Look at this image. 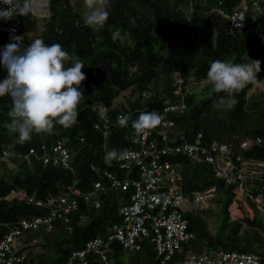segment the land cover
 Segmentation results:
<instances>
[{
  "label": "trees",
  "instance_id": "16d2710c",
  "mask_svg": "<svg viewBox=\"0 0 264 264\" xmlns=\"http://www.w3.org/2000/svg\"><path fill=\"white\" fill-rule=\"evenodd\" d=\"M214 5L215 0H108L106 22L102 27H90L71 7L69 0H50L51 16L38 38L49 45L60 44L70 58L78 57L83 61L82 71L86 78L80 90L84 97L74 125L65 128L54 124L51 133L33 132L30 140L21 142L18 133L8 126L12 98L0 96V222L46 213L47 206H37L28 197L59 195L72 185L73 179L82 191L90 190L97 178L90 167L92 163H98L102 169L115 170L117 166L109 163L107 155L113 150L138 147L137 132L131 123L141 112H159L167 100L174 98V71L179 72L186 84H190L192 78L197 83L187 86L186 110L170 115L175 122L173 132L184 133L192 142L201 132L203 144L232 145L234 160L241 155L261 171L252 189L253 196L260 193L264 186V141L250 149L242 148L241 141L257 136L264 138V89L253 81L235 93L217 92L207 73L210 64L217 59L232 63L258 60L257 81L264 84V14L258 22L248 16L241 28L232 29L227 19L212 11ZM182 6H190L191 10L186 11ZM21 17L22 45L27 47L35 40L30 32L36 29L37 17L33 11ZM171 37H174V46L164 53ZM6 42V37L0 33V51ZM67 63L70 65L71 59ZM7 75L0 65V80ZM125 90L138 97L129 104L116 105V97ZM232 95L236 103L231 109L214 106L220 97ZM98 103L107 105L106 116L116 122L106 140L94 126L103 121L95 108ZM118 113L128 117L125 125L119 123ZM59 139L72 154L75 173L44 164L38 156H26L31 147L40 148L43 143L51 145ZM4 150L12 154L4 157ZM170 159L177 164L184 192L215 187L210 201L216 208L191 206L184 212L194 237L183 243L176 259H183L189 252L234 250L254 253L264 260V217L257 209L258 202L251 199L254 214L248 219L250 228L240 234V220L233 223L229 220V206L237 187L218 180L213 166L207 162L194 163L182 155ZM9 162L13 164L11 167ZM12 191L22 192L24 196L8 199ZM133 191V187L111 189L102 196L99 208L82 204L71 214L68 223L58 221L50 230L43 227L26 230L21 237L27 253L24 264H70L75 249L105 234L112 223L122 221L120 206L130 201ZM260 203H264V192ZM215 223L212 229L210 224ZM3 231L1 226L0 235ZM39 239L44 250L32 252L31 246ZM92 262L103 264L94 258ZM158 262L151 237L142 241L140 250L124 249L117 243L109 250L108 264Z\"/></svg>",
  "mask_w": 264,
  "mask_h": 264
},
{
  "label": "built area",
  "instance_id": "2783aa9c",
  "mask_svg": "<svg viewBox=\"0 0 264 264\" xmlns=\"http://www.w3.org/2000/svg\"><path fill=\"white\" fill-rule=\"evenodd\" d=\"M231 1V0H230ZM0 2V11L15 9L21 0H5ZM33 12L35 2L32 0ZM227 4H230L227 5ZM49 5V4H48ZM212 11L228 20L232 29L241 28L247 17L258 22L264 14V0H215ZM22 17L13 13L10 19H0V33L7 40V44L14 42L13 36H20L18 41L23 44L21 35ZM7 71V70H6ZM8 74V73H7ZM174 98L169 99L158 112L161 122L146 134L137 133L138 147L116 151L115 155H107V160L116 169L101 168L98 163H92L91 169L97 178L88 191H82L73 179L72 185L59 195H50L46 198H36L34 195L28 200L37 206H47L44 214L24 215L11 222H0L4 227L0 235V264H24L27 253L23 249L21 237L26 230L36 228L52 229L58 221L68 223L73 212L78 211L81 205L99 208L102 196L111 189L127 190L133 187L131 199L120 206L121 222L112 223L105 234L89 239L82 248L72 252L70 264H94L96 261L108 264L109 250L113 243L124 249L140 250L142 241L151 237L154 248L159 257L158 264H264L257 254L234 250H207L203 253L189 252L183 259H176L183 243L194 237L188 229V222L184 212V204L194 207H208L214 196L215 187L196 190L186 193L181 188L180 175L176 162L170 158L182 155L194 163L202 161L213 166L215 177L226 185H235L244 191L251 199L260 203L264 186L258 195L253 196L252 189L255 180L261 171L253 168L252 161L244 160L241 155L233 159V147L228 143L213 142L203 144L202 133H198L195 142L190 141L184 133L173 132L174 120L172 113H183L186 108L184 100L188 90L184 78L175 74ZM95 108L103 117L102 122L94 126L102 132L103 138L108 139L112 122L106 116L107 105L98 103ZM117 114V119L123 117ZM264 138L257 136L245 138L241 147L250 149L261 145ZM123 153V155H121ZM12 154L4 150L3 156ZM38 156L44 164H52L75 173V164L72 154L61 139L51 145L43 143L40 148L31 147L26 156ZM125 172V173H124ZM24 194L21 196V198ZM72 229V227H69Z\"/></svg>",
  "mask_w": 264,
  "mask_h": 264
},
{
  "label": "clouds",
  "instance_id": "9594fccd",
  "mask_svg": "<svg viewBox=\"0 0 264 264\" xmlns=\"http://www.w3.org/2000/svg\"><path fill=\"white\" fill-rule=\"evenodd\" d=\"M0 2L6 3L5 0ZM104 7L98 6L97 0H85L88 14L85 24L90 27H102L108 17V0H102ZM10 5L9 3H6ZM33 11L32 0H22L15 9L0 11V19H10L15 12L25 16ZM20 36H13L14 42L0 51V65L7 70V77L0 80V96L9 95L13 107L8 125L18 133L23 142L31 139V134L51 133L54 124L67 128L78 119V106L83 100L81 82L85 80L82 69L84 63L78 57H71L60 44H46L37 38L27 47L19 41ZM71 59V64L67 62ZM250 63H232L214 60L207 73L213 88L217 92L235 93L248 83L257 80L260 61ZM236 103L234 95L220 97L214 106L231 109ZM161 115L156 111L141 112L131 123L137 133L146 134L161 122ZM127 116L119 118L125 125ZM113 150L112 155H115ZM123 155V153H121Z\"/></svg>",
  "mask_w": 264,
  "mask_h": 264
},
{
  "label": "rangeland",
  "instance_id": "374dc122",
  "mask_svg": "<svg viewBox=\"0 0 264 264\" xmlns=\"http://www.w3.org/2000/svg\"><path fill=\"white\" fill-rule=\"evenodd\" d=\"M35 2V12L34 13L37 17V24H36V29L32 30L30 32V37L32 39H37L41 34L42 31H44L47 27V22L49 21V18L51 16L50 13V0H34ZM69 3L71 5V7L77 11L79 13V15L81 16L82 19H84L88 14V8L85 4V0H69ZM49 4V5H48ZM97 4L98 6L104 7L103 3L101 2V0H97ZM139 6H142V4L140 2L137 3ZM184 10L189 11L190 6H182ZM106 10L108 11V8L106 7ZM174 37L170 38V40L167 41L166 46H165V51L164 53H166L167 51H169L171 49V47L174 46ZM179 73L178 71H174L173 72V76L175 77V74ZM190 84H195L197 83L195 78H192L191 81H189ZM254 85H259V87L264 89V84L262 82H259L257 80L254 81ZM196 87H198V85H196ZM253 89H255L253 87ZM252 89V90H253ZM251 90V91H252ZM132 94L130 93V90H125L122 91L115 100V104H119V103H125V104H129L134 97H138V94H134L132 97ZM9 165L11 167V165H13L11 162H9ZM255 169H258L257 166H255ZM264 191V189H263ZM23 195L22 192H16V191H12L7 198H12V197H21ZM251 198L249 197L248 194H246L244 191L237 189L234 193V200L232 201V203L229 206V220L230 223H233L236 220H240L241 222V227L239 230V233H243L245 230H248L250 228V224L248 219L253 217L254 211L252 209L251 206ZM191 206H193L192 204H184L183 207L184 208H190ZM210 206H212L213 208H216V205L214 202L210 201ZM257 209H259V211L262 213V216L264 217V203H258ZM215 225L210 224V227L213 229L215 228ZM41 239H39L38 241H35L34 244L31 246V250L32 252H38V251H43L44 248L43 246H41ZM131 251H128V253H130Z\"/></svg>",
  "mask_w": 264,
  "mask_h": 264
},
{
  "label": "crops",
  "instance_id": "0c3cea01",
  "mask_svg": "<svg viewBox=\"0 0 264 264\" xmlns=\"http://www.w3.org/2000/svg\"><path fill=\"white\" fill-rule=\"evenodd\" d=\"M253 168H255V166Z\"/></svg>",
  "mask_w": 264,
  "mask_h": 264
}]
</instances>
